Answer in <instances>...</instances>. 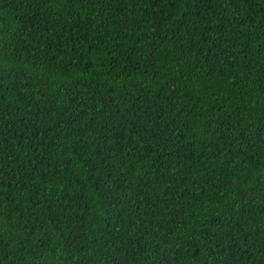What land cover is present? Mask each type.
I'll use <instances>...</instances> for the list:
<instances>
[{
    "label": "trees",
    "instance_id": "1",
    "mask_svg": "<svg viewBox=\"0 0 264 264\" xmlns=\"http://www.w3.org/2000/svg\"><path fill=\"white\" fill-rule=\"evenodd\" d=\"M0 264H264V0H0Z\"/></svg>",
    "mask_w": 264,
    "mask_h": 264
}]
</instances>
